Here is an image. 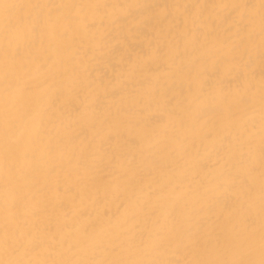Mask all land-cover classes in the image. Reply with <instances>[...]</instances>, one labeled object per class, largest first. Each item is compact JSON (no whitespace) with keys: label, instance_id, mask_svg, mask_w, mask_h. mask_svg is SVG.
<instances>
[{"label":"bare ground","instance_id":"1","mask_svg":"<svg viewBox=\"0 0 264 264\" xmlns=\"http://www.w3.org/2000/svg\"><path fill=\"white\" fill-rule=\"evenodd\" d=\"M0 264H264V0H0Z\"/></svg>","mask_w":264,"mask_h":264}]
</instances>
